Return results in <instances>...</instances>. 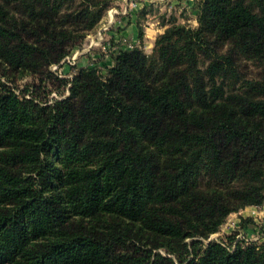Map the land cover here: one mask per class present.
<instances>
[{
  "label": "trees",
  "instance_id": "16d2710c",
  "mask_svg": "<svg viewBox=\"0 0 264 264\" xmlns=\"http://www.w3.org/2000/svg\"><path fill=\"white\" fill-rule=\"evenodd\" d=\"M107 8L0 0V264H264V223L210 239L264 203V0H200L150 54L137 21L104 76L58 78ZM27 75L68 93L10 83Z\"/></svg>",
  "mask_w": 264,
  "mask_h": 264
},
{
  "label": "rangeland",
  "instance_id": "374dc122",
  "mask_svg": "<svg viewBox=\"0 0 264 264\" xmlns=\"http://www.w3.org/2000/svg\"><path fill=\"white\" fill-rule=\"evenodd\" d=\"M79 1L80 0H77V2ZM199 2L200 0H196L197 10L195 12V17L198 12ZM107 3H108V8L105 10L104 15L100 19L99 24H97L93 29L89 30L86 33V36L82 40L81 44L78 47L74 48L70 52V54L67 55L69 58H71L73 54H76V58L74 60H71L70 63H68L67 60H64V62L61 65H59L56 69H53L54 71L51 69L58 78H65V79L71 78L74 72H76L77 68L80 67V66L77 67L76 65L78 59H80L85 64L88 65L93 64L95 68L98 70V73L104 76L107 71L106 65H108L109 62L106 61V65L99 62L97 63V61L100 59L97 58V55H99V57H104V55L110 56V54L113 52V49L108 48V45L107 46L103 45L104 41L108 42V39H106L107 38L106 32L109 29L116 26V24L119 23V21H121L122 19L123 21L129 23L131 21V17L135 16V13H137L136 16H138L139 19L142 17L141 20L138 19L135 20L136 23L137 21L139 22L142 29H143V24L148 22L151 23L152 25H155V21L157 20L159 21V23L165 22L169 24V22L174 20L176 23H183L190 26H196L193 25V23L186 21V19L189 17L187 14L183 13L184 7H182L179 4H177L178 5L177 6L176 4L163 3L161 4V8H159V4L157 6H154L152 5L153 3H150L151 6L149 8L142 7L138 10L131 8L133 10L131 11L130 9L125 10L127 4H125L126 2L124 0H107ZM110 14H112V20L110 18ZM122 38L123 37H121L120 40H118L117 43L114 45L115 51L120 48H127L126 46L128 43L133 44V46L141 45L139 40H137V42H133V41L128 42L122 40ZM154 41L152 47L150 48L149 47L147 48L146 46H144V43H142V49L145 51V53L150 54L152 52ZM246 63L248 68L241 67V73H243V75L251 76L250 75L251 73L250 74L248 73L249 70H252L253 72H259L262 69L261 67L257 66L252 62H246ZM53 66L54 64L51 65L50 68ZM59 72H61L60 75ZM10 83L18 86L19 89L26 85L30 86L31 90L32 87H35V89L36 87H38V89L36 90V94L39 95V98L43 101L49 100V102H52L53 100L58 99L61 96H64L68 93V88H67L68 84L61 85V84H57L56 82L44 81L42 82V84L39 85L38 80L30 75L24 77H18L14 82H10ZM229 216L221 226L220 231L211 235L212 238H218V239L220 237L226 238L225 236L227 233L231 234L230 232L234 231L233 230V228H235L234 223L239 224L238 223L239 219L242 218H247V217L251 218L252 220H254L255 224H257V227L263 224V222H261V220L263 219L262 215H259L258 210L256 209L254 210L251 208L248 209L244 208L242 209V211L240 210L237 214H233L230 217ZM250 225L252 224H249V227ZM249 229H247V231L246 230L243 231L244 236L246 238H253L255 241H259L260 239L258 236H260V233L252 232ZM235 230H237V228Z\"/></svg>",
  "mask_w": 264,
  "mask_h": 264
},
{
  "label": "crops",
  "instance_id": "0c3cea01",
  "mask_svg": "<svg viewBox=\"0 0 264 264\" xmlns=\"http://www.w3.org/2000/svg\"><path fill=\"white\" fill-rule=\"evenodd\" d=\"M128 6L129 2H135V6L132 7L135 10H138L142 7L145 8H149L151 6L150 3H153L152 5L157 6L159 4V8H161V4H179L182 7H184V14H187L189 18L186 19V21L193 23V25H196V17H195V12L197 10V6H196V0H124ZM126 6V7H127ZM178 6V5H177ZM125 7V8H126ZM131 11H133L131 8H129ZM137 13H135V16L131 17V21L129 23L123 21V19L121 21H119V23L116 24V26H114L113 28L109 29L106 32L108 42H103L104 46L108 45V48H112L113 52L111 54L115 53L114 50V45L117 43L118 40H120L121 37L122 40L125 41H133V42H137L138 39V29H137V23L135 20H141V18L139 19L138 16H136ZM146 15V14H145ZM187 17V16H185ZM144 19V18H143ZM167 23L162 22L159 23V21H155V25H152L151 23H145L143 24V35H142V42L144 43V46H146L147 48L152 47L153 41L155 40L156 36L160 33H162L164 31V29L166 28ZM120 42V41H119ZM135 44V43H134ZM109 55H104V57H99V55H97V58L99 59L97 61V63H103L106 64V61H108V65L107 67L112 65V56ZM80 59L77 60V67L78 66H85L88 64H85L84 62H82ZM102 64V65H103ZM250 208V207H248ZM247 207L245 209H248ZM256 210H258V214L262 215V220L261 222L264 223V203L259 207L256 208ZM242 211V209H241ZM235 214V213H233ZM231 214V215H233ZM230 215V216H231ZM229 216V217H230ZM255 228V227H254ZM252 232H258L257 230H250Z\"/></svg>",
  "mask_w": 264,
  "mask_h": 264
},
{
  "label": "built area",
  "instance_id": "2783aa9c",
  "mask_svg": "<svg viewBox=\"0 0 264 264\" xmlns=\"http://www.w3.org/2000/svg\"><path fill=\"white\" fill-rule=\"evenodd\" d=\"M135 6V2H129L128 3V6L125 8V10H129V8H132V7H134ZM110 18H111V20H112V14H110ZM127 48H132L133 47V44H127V46H126ZM76 58V54H73L72 56H71V58H69L68 56L64 59V60H67V62L68 63H70V61L71 60H74ZM64 60L62 61V63L64 62ZM61 63V64H62ZM61 64H54V68L53 67H51V69L53 70V69H56L59 65H61ZM54 71V70H53ZM61 74V72H59V75ZM65 96V95H64ZM64 96H61L60 98H62V97H64ZM60 98H58V99H60ZM251 209H256V207H250ZM239 212V211H238ZM238 212H236L235 214H237ZM235 224V228H233V230H235L236 228H237V234H236V238H235V242L233 243V245H231V246H233L234 247V245L238 242V243H240V244H246V243H248V242H251V241H255L253 238H246L245 236H244V232L242 231V230H240L239 228H238V224H236V223H234ZM259 237V236H258ZM212 237L210 236V239H211ZM214 239H218V238H214ZM259 239H260V237H259ZM258 239V240H259Z\"/></svg>",
  "mask_w": 264,
  "mask_h": 264
}]
</instances>
